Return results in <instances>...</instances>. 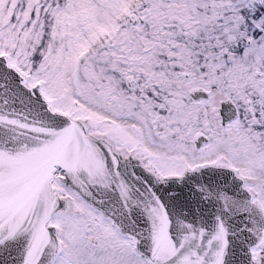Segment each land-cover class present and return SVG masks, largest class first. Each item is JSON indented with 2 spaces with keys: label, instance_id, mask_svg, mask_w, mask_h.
Listing matches in <instances>:
<instances>
[{
  "label": "snow or ice",
  "instance_id": "1",
  "mask_svg": "<svg viewBox=\"0 0 264 264\" xmlns=\"http://www.w3.org/2000/svg\"><path fill=\"white\" fill-rule=\"evenodd\" d=\"M0 264H264V0H0Z\"/></svg>",
  "mask_w": 264,
  "mask_h": 264
}]
</instances>
